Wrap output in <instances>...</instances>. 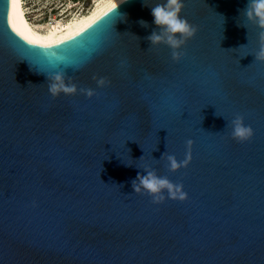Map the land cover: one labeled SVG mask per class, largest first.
I'll use <instances>...</instances> for the list:
<instances>
[{
  "label": "water",
  "instance_id": "95a60500",
  "mask_svg": "<svg viewBox=\"0 0 264 264\" xmlns=\"http://www.w3.org/2000/svg\"><path fill=\"white\" fill-rule=\"evenodd\" d=\"M163 2L124 0L126 18L109 11L48 49L0 0V264H264L261 29L241 15L248 0H183L197 34L177 62L147 39ZM59 70L96 95L51 96ZM236 114L247 142L227 128ZM166 152L191 162L171 173ZM145 167L188 199L135 194Z\"/></svg>",
  "mask_w": 264,
  "mask_h": 264
},
{
  "label": "clouds",
  "instance_id": "9594fccd",
  "mask_svg": "<svg viewBox=\"0 0 264 264\" xmlns=\"http://www.w3.org/2000/svg\"><path fill=\"white\" fill-rule=\"evenodd\" d=\"M119 7V4L112 3L109 11L112 14L115 13L117 17L126 18V14L117 11ZM183 8V0H164L163 3L150 7L153 23L158 26L159 31L153 30L147 39L151 42V46L164 44L170 48L172 59L177 62L182 59V49L197 34L196 27L183 17ZM241 15L249 23L255 24L261 29V39L264 41V0H248V4L242 10ZM139 23L146 28L149 26L148 22L143 19ZM253 55L256 61L264 62V43L261 44ZM30 66L32 65L30 64ZM66 67L72 66L66 65ZM46 75L48 91L53 97L83 94L92 98L96 95L95 89L80 88L75 82L67 79L63 70L54 71L52 74ZM107 83V80L103 77L96 80L97 88H103L107 86ZM227 128L230 129L231 138L241 143L249 141L254 136V129L246 123L244 116L239 114H236L230 121L228 120ZM187 143L190 148L192 141L189 140ZM161 159H166L165 166L169 172L177 173L182 168L188 167L191 162V154L188 152L184 160H179L175 155L166 152ZM125 164L132 166L127 163ZM142 169L145 170L146 175L138 173L137 177L131 181L135 194L147 193L155 204H160L166 200L184 202L188 199V194L182 183H174L167 176L159 175L155 169H151L150 167Z\"/></svg>",
  "mask_w": 264,
  "mask_h": 264
},
{
  "label": "bare ground",
  "instance_id": "6f19581e",
  "mask_svg": "<svg viewBox=\"0 0 264 264\" xmlns=\"http://www.w3.org/2000/svg\"><path fill=\"white\" fill-rule=\"evenodd\" d=\"M122 1L94 0L88 12L72 13V16H64L61 12L51 17L50 22L46 19L45 27L29 20L24 0H13V6L18 27L27 39L44 48L61 49L88 33L109 12L112 3Z\"/></svg>",
  "mask_w": 264,
  "mask_h": 264
},
{
  "label": "rangeland",
  "instance_id": "374dc122",
  "mask_svg": "<svg viewBox=\"0 0 264 264\" xmlns=\"http://www.w3.org/2000/svg\"><path fill=\"white\" fill-rule=\"evenodd\" d=\"M68 3L69 7H74L69 15L72 16L74 14H78V12H88L92 7L94 0H65L63 3H60V0H24L25 9H27V17L34 24H39L43 27L46 26L47 22L46 18L57 16L62 12L63 4ZM62 8V9H61ZM74 13V14H72ZM61 18V17H60Z\"/></svg>",
  "mask_w": 264,
  "mask_h": 264
},
{
  "label": "built area",
  "instance_id": "2783aa9c",
  "mask_svg": "<svg viewBox=\"0 0 264 264\" xmlns=\"http://www.w3.org/2000/svg\"><path fill=\"white\" fill-rule=\"evenodd\" d=\"M65 0H60V3H63ZM73 4H75L74 3V0H73ZM68 3L66 2L65 4H63V6H62V8H63V10H62V13L64 14V16H66L67 14H69V12L74 8V7H69L68 8ZM61 8V9H62ZM78 13H80V12H78ZM46 19H50V16H48V18H46Z\"/></svg>",
  "mask_w": 264,
  "mask_h": 264
}]
</instances>
